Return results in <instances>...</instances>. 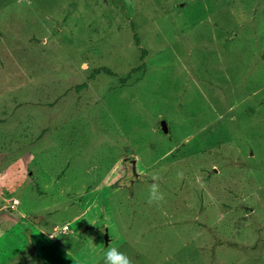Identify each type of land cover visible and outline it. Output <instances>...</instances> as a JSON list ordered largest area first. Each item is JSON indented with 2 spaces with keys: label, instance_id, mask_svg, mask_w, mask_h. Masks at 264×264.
<instances>
[{
  "label": "rangeland",
  "instance_id": "1",
  "mask_svg": "<svg viewBox=\"0 0 264 264\" xmlns=\"http://www.w3.org/2000/svg\"><path fill=\"white\" fill-rule=\"evenodd\" d=\"M110 246L264 264V0H0V264Z\"/></svg>",
  "mask_w": 264,
  "mask_h": 264
},
{
  "label": "clouds",
  "instance_id": "2",
  "mask_svg": "<svg viewBox=\"0 0 264 264\" xmlns=\"http://www.w3.org/2000/svg\"><path fill=\"white\" fill-rule=\"evenodd\" d=\"M152 183L149 188L148 203H159L164 200V193L161 192L159 186V177L153 175L151 177ZM103 264H132L131 259L116 247H109L103 253Z\"/></svg>",
  "mask_w": 264,
  "mask_h": 264
},
{
  "label": "water",
  "instance_id": "3",
  "mask_svg": "<svg viewBox=\"0 0 264 264\" xmlns=\"http://www.w3.org/2000/svg\"><path fill=\"white\" fill-rule=\"evenodd\" d=\"M159 128L166 134L169 132L166 121H162L161 124L159 125ZM105 239H106V245H108L109 244V236L107 233H106Z\"/></svg>",
  "mask_w": 264,
  "mask_h": 264
},
{
  "label": "trees",
  "instance_id": "4",
  "mask_svg": "<svg viewBox=\"0 0 264 264\" xmlns=\"http://www.w3.org/2000/svg\"><path fill=\"white\" fill-rule=\"evenodd\" d=\"M107 72V71H106ZM86 86V85H85ZM84 87V86H83Z\"/></svg>",
  "mask_w": 264,
  "mask_h": 264
}]
</instances>
